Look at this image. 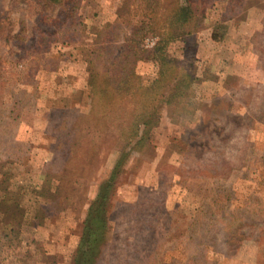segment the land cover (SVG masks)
Returning <instances> with one entry per match:
<instances>
[{
    "label": "rangeland",
    "instance_id": "1",
    "mask_svg": "<svg viewBox=\"0 0 264 264\" xmlns=\"http://www.w3.org/2000/svg\"><path fill=\"white\" fill-rule=\"evenodd\" d=\"M177 1L0 0V264H72L126 148L94 105L87 59L138 45L152 86L160 37L147 25ZM205 2L203 26L169 45L191 74L184 104L157 105L150 146L117 175L100 264H264V0Z\"/></svg>",
    "mask_w": 264,
    "mask_h": 264
},
{
    "label": "trees",
    "instance_id": "2",
    "mask_svg": "<svg viewBox=\"0 0 264 264\" xmlns=\"http://www.w3.org/2000/svg\"><path fill=\"white\" fill-rule=\"evenodd\" d=\"M185 1L176 2L173 15L168 18H155L147 25V29L145 28L147 32L151 31L160 37L152 52L159 62L158 76L152 86L147 87L136 70L138 60L144 58L145 53V49L139 48L138 45L137 49L125 55L119 52L115 58L107 54L108 50L95 48L100 54L93 51L92 57L87 59L88 87L90 95L96 100L94 105L98 104V108L107 115L109 122L114 126L111 135L122 140L126 148L121 151L112 173L99 185L98 193L88 208L72 264H100L108 240L109 212L116 190L117 175L132 149L150 146L149 137L159 112L157 105L164 101L177 107L184 104L177 100L180 91L185 88L183 94L190 87L191 74L188 70L181 71L182 61L169 53V45L173 41H185L183 38L186 35L203 26V9L207 5L205 0ZM244 1L228 0L233 9L235 4L241 5ZM223 37L215 27L212 38L221 41ZM123 40L129 42L128 38ZM105 56L107 59H104ZM128 146L130 148L127 149ZM17 205V200L3 203L2 216L10 214L9 208ZM20 215L23 217V212L14 213L7 228L13 231L20 226Z\"/></svg>",
    "mask_w": 264,
    "mask_h": 264
},
{
    "label": "crops",
    "instance_id": "3",
    "mask_svg": "<svg viewBox=\"0 0 264 264\" xmlns=\"http://www.w3.org/2000/svg\"><path fill=\"white\" fill-rule=\"evenodd\" d=\"M240 65V64H239ZM238 65V66H239ZM234 69L236 70V72L238 73V75H240V77H242L243 79L241 80L243 83L245 82V81H247L246 80V78L245 77H247L246 76V73H247V75H248V72H246V70H241V71H239L238 69H236V67L234 66ZM256 74H258V78H257V80H256V82H262V81H264V71L263 70H259L258 72L256 71ZM247 78H249V79H254V78H250V77H247ZM263 84H264V82H263Z\"/></svg>",
    "mask_w": 264,
    "mask_h": 264
}]
</instances>
